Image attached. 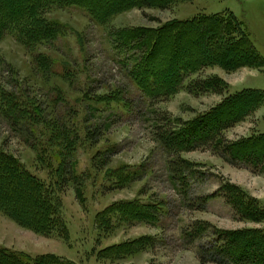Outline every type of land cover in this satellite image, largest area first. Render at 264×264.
Wrapping results in <instances>:
<instances>
[{
	"label": "rangeland",
	"instance_id": "rangeland-1",
	"mask_svg": "<svg viewBox=\"0 0 264 264\" xmlns=\"http://www.w3.org/2000/svg\"><path fill=\"white\" fill-rule=\"evenodd\" d=\"M45 6L42 25L50 24L54 31L44 41L23 44L13 33L0 40V89L15 92L37 120L29 141L8 126L0 109V150L56 189L64 234H35L0 213V247L33 258L54 255L75 264H200L196 248H185L181 239V231L192 221H207L219 230L264 231V220L239 221L221 197L210 200L204 210H189L169 179L168 158L153 138V127L163 114L191 121L225 95L243 89L264 91V65L235 71L209 66L183 82L186 86L197 78L218 77L227 88L223 96L194 95L181 88L167 100L149 101L130 81L132 64L126 63V54L111 36L118 30L156 29L198 14L227 13L241 21L264 61V0H191L164 10L133 8L103 23L82 8ZM31 105L39 108L41 117ZM91 131L98 132L95 142L88 138ZM257 134H264V107L225 131L224 137L232 142ZM65 154L76 182L62 185L58 160ZM181 157L202 175V180L189 181V199L211 195L228 182L264 208V171L231 166L207 150ZM130 202L161 208L157 222L123 219L106 229L97 224L102 211ZM148 237L155 242L143 250L114 260L98 257L104 249Z\"/></svg>",
	"mask_w": 264,
	"mask_h": 264
},
{
	"label": "trees",
	"instance_id": "trees-1",
	"mask_svg": "<svg viewBox=\"0 0 264 264\" xmlns=\"http://www.w3.org/2000/svg\"><path fill=\"white\" fill-rule=\"evenodd\" d=\"M185 1L191 0H0V40L13 33L23 40V44L32 40L44 41L54 31L50 24L42 25L40 19L47 4L60 3L82 8L94 21L103 23L129 9L164 10ZM112 35L116 39V48L126 54V63L129 61L132 64L128 71L130 81L149 101L167 100L181 88L194 95L211 92L223 96L227 88L218 77L197 78L190 80L186 86L183 82L209 66L235 71L264 65L245 27L233 14H198L188 20L161 24L156 29L118 30ZM23 102L18 101L15 92L6 93L0 89V109L6 123L33 141L37 120L31 117L26 102ZM260 107H264V91L243 89L225 95L220 103L194 120L183 122L164 114L156 120L154 141L167 156L169 179L181 190L183 203L189 210H204L210 200L221 197L239 221L264 220V208L228 182L211 195L189 199V181L202 180V175L193 163L181 157L182 153L207 150L231 166L242 165L251 172L264 171V134L232 142L224 137L225 131ZM33 111L41 117L39 108ZM97 133L91 131L89 140L95 142ZM68 158L65 154L58 160L62 185L64 181L76 182ZM160 211L161 208L153 204L130 202L119 207L113 205L99 214L97 224L106 229L126 219L154 225ZM0 213L35 234H64V231L61 232L63 221L56 189L45 186L13 156L1 150ZM181 239L185 248H196L200 264H264V231L261 230H219L207 221L195 220L181 231ZM154 242L148 237L120 244L100 251L98 257L114 260L150 247ZM0 264L75 263L54 255L33 258L0 247Z\"/></svg>",
	"mask_w": 264,
	"mask_h": 264
}]
</instances>
